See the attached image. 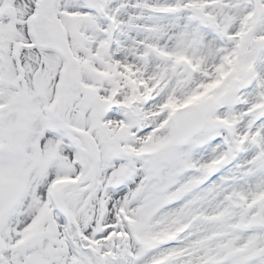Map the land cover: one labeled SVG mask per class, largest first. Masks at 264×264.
<instances>
[{"label":"snow or ice","instance_id":"1","mask_svg":"<svg viewBox=\"0 0 264 264\" xmlns=\"http://www.w3.org/2000/svg\"><path fill=\"white\" fill-rule=\"evenodd\" d=\"M0 264H264V0H0Z\"/></svg>","mask_w":264,"mask_h":264}]
</instances>
